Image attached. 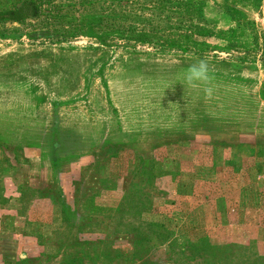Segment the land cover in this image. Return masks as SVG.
Masks as SVG:
<instances>
[{"label": "rangeland", "instance_id": "1", "mask_svg": "<svg viewBox=\"0 0 264 264\" xmlns=\"http://www.w3.org/2000/svg\"><path fill=\"white\" fill-rule=\"evenodd\" d=\"M42 1L0 22V264H264V0Z\"/></svg>", "mask_w": 264, "mask_h": 264}, {"label": "trees", "instance_id": "2", "mask_svg": "<svg viewBox=\"0 0 264 264\" xmlns=\"http://www.w3.org/2000/svg\"><path fill=\"white\" fill-rule=\"evenodd\" d=\"M44 1L42 0H25L22 2L20 5L7 9V10H0V22H17V23H22L25 22L28 19L31 18H40L44 15V8H43ZM14 131V132H13ZM7 131L6 133L9 138L15 137V140H17V134L15 130ZM57 132V131H56ZM60 143L57 141L53 148L55 150H58L57 144ZM62 197V206L63 210L67 211V205L65 201V197Z\"/></svg>", "mask_w": 264, "mask_h": 264}, {"label": "clouds", "instance_id": "3", "mask_svg": "<svg viewBox=\"0 0 264 264\" xmlns=\"http://www.w3.org/2000/svg\"><path fill=\"white\" fill-rule=\"evenodd\" d=\"M209 67L206 60H198L189 66L185 74V82L189 86H195L197 82L207 83L209 80ZM207 94H211V88H205Z\"/></svg>", "mask_w": 264, "mask_h": 264}]
</instances>
